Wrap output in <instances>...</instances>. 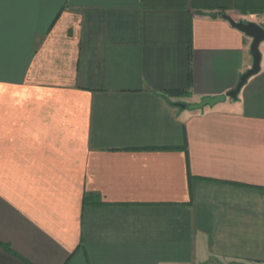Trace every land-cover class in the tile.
<instances>
[{
	"label": "crops",
	"instance_id": "crops-1",
	"mask_svg": "<svg viewBox=\"0 0 264 264\" xmlns=\"http://www.w3.org/2000/svg\"><path fill=\"white\" fill-rule=\"evenodd\" d=\"M264 0H0V264H264Z\"/></svg>",
	"mask_w": 264,
	"mask_h": 264
},
{
	"label": "water",
	"instance_id": "water-1",
	"mask_svg": "<svg viewBox=\"0 0 264 264\" xmlns=\"http://www.w3.org/2000/svg\"><path fill=\"white\" fill-rule=\"evenodd\" d=\"M225 18L230 21L233 27L239 29L252 38L251 54L253 56V65L241 76L236 88L232 89L228 93L214 97H204L199 103L190 105L180 103L179 106L182 108L188 107L191 110H198L206 106H214L220 102H224L229 97L236 98L249 78L259 73L261 69L262 53L260 51V45L264 41V27L255 22L236 21L229 16H225Z\"/></svg>",
	"mask_w": 264,
	"mask_h": 264
},
{
	"label": "rangeland",
	"instance_id": "rangeland-1",
	"mask_svg": "<svg viewBox=\"0 0 264 264\" xmlns=\"http://www.w3.org/2000/svg\"><path fill=\"white\" fill-rule=\"evenodd\" d=\"M238 21L255 22L264 27V10L246 15L244 18L238 19Z\"/></svg>",
	"mask_w": 264,
	"mask_h": 264
},
{
	"label": "trees",
	"instance_id": "trees-1",
	"mask_svg": "<svg viewBox=\"0 0 264 264\" xmlns=\"http://www.w3.org/2000/svg\"><path fill=\"white\" fill-rule=\"evenodd\" d=\"M264 10V6L258 7L255 10H253V12H258V11H262Z\"/></svg>",
	"mask_w": 264,
	"mask_h": 264
}]
</instances>
